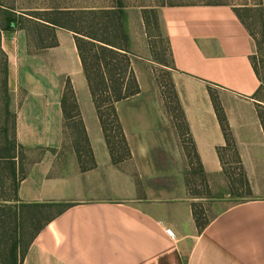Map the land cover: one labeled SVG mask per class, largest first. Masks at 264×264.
<instances>
[{"label":"crops","instance_id":"crops-1","mask_svg":"<svg viewBox=\"0 0 264 264\" xmlns=\"http://www.w3.org/2000/svg\"><path fill=\"white\" fill-rule=\"evenodd\" d=\"M234 8L208 0L157 10L172 57V82L209 188L223 191L229 183L216 151L224 138L208 86L221 91L217 99L251 189L250 199L222 207L202 229L193 219L184 154L160 107L152 61L137 51L147 46L130 28L140 92L116 103L130 151L117 164L104 142L72 32L57 28L56 46L30 52L23 29L1 31L16 140L31 158L18 197L73 204L34 235L21 264H264V130L256 111V104L264 106V90L251 62L254 41ZM65 78L92 149L91 168H80L74 151L62 153Z\"/></svg>","mask_w":264,"mask_h":264},{"label":"trees","instance_id":"trees-1","mask_svg":"<svg viewBox=\"0 0 264 264\" xmlns=\"http://www.w3.org/2000/svg\"><path fill=\"white\" fill-rule=\"evenodd\" d=\"M15 2V1H14ZM7 4L0 0V33L23 29L28 37V50L35 52L57 45L56 29L71 31L80 58L82 71L98 117L102 135L113 164L130 158V151L124 135L116 103L140 92L131 59L129 27L126 22V5L121 0L104 4L91 3L67 5L62 0L15 8V3ZM259 10L260 17L257 30L253 31L244 21L241 10L234 12L244 24L255 45V54L251 56L253 68L261 79L260 90H264V8ZM254 7V8H257ZM247 8V7H240ZM258 10V9H257ZM154 24L160 25L158 14H154ZM147 23V21H146ZM165 40V59H150L158 63L167 75L161 82L152 73L160 107L171 120L180 147L184 154V181L190 197L193 196V184L199 180L208 194V183L198 153L190 136L182 107L172 82L173 69L169 43ZM155 46L148 43L153 54ZM168 68V69H166ZM213 89L208 86L215 114L224 138V145L216 151L223 173L228 180L229 188L235 185L245 191L246 196L238 201L251 198V189L230 132L226 115ZM62 110V137L67 128L74 129L78 135L73 138L72 147L80 168L94 166V157L79 105L69 78L63 80L60 98ZM264 106L256 104V111L264 130ZM16 112L12 108V95L7 82V57L0 46V264H21L24 253L34 235L53 217L71 205L69 202H23L18 197V186L28 172L26 148L18 144L15 133ZM226 155L233 158L236 165L232 171ZM237 183V184H236ZM237 202V201H235ZM57 208L53 215L42 217L46 211ZM194 222L202 229L208 222L200 221V212L191 202ZM23 245V248L21 246ZM21 248V249H20Z\"/></svg>","mask_w":264,"mask_h":264},{"label":"rangeland","instance_id":"rangeland-1","mask_svg":"<svg viewBox=\"0 0 264 264\" xmlns=\"http://www.w3.org/2000/svg\"><path fill=\"white\" fill-rule=\"evenodd\" d=\"M7 4L12 3V0H4ZM15 1V2H14ZM46 0H13L15 3V8L19 7H25V6H33L35 4L43 3ZM50 2H56L58 0H49ZM67 5H74V4H84L87 5L91 3L92 1H96L97 3L104 4L105 2L116 0H62ZM127 7H126V22L127 26L130 28L132 33H135V40L140 43L141 45L146 44L148 48V43L155 46L153 54L150 52V49H138L137 51L144 56H147L148 58L152 59V55L155 58L158 59H165V61L169 62L168 57L165 55V40H164V34L162 32L161 26L158 27L154 24L153 18L154 14H156L158 8L162 5H169V4H175V3H191V2H202V1H208V0H121ZM217 1H223L228 2L235 7H237L238 10H241L242 17L246 24L249 26L251 30H257V27L255 26L258 24L261 7L257 8H240L238 5L244 4L245 2H255V3H264V0H217ZM258 9V10H257ZM147 21V23H146ZM134 38V37H131ZM151 65V74L153 73L155 76L158 77L161 82L166 81L167 75L164 73L166 71L165 69H162V67L152 61L150 63ZM168 69V68H166ZM169 70V69H168ZM170 74L172 70L168 71ZM143 81V80H142ZM143 85H146L145 82H142ZM213 93L216 95V97L220 96L221 91L219 89L214 88ZM259 97H264V91L259 95ZM264 115V109L261 110ZM73 138L76 140L78 138V135L74 129L67 128L65 130V134L63 135V142L65 146V151H63V155L71 153L73 151L72 147V141ZM27 156V155H26ZM31 158L28 159L26 157V163L30 161ZM227 161L231 163L232 171L237 173L235 170L236 165L234 164L233 158L230 155H226ZM29 160V161H28ZM237 184V183H236ZM193 186V196L191 198V202L195 204L196 211H199L200 221H205L208 218H210L213 214L218 212L222 207L229 205L230 203H233L235 201H238L242 199L244 196H246L245 191L242 190L239 185H235L233 188H226L223 191H218V189L215 187L214 189L208 188V194L207 191H204V187L200 183L199 180H196ZM209 187V186H208ZM135 201V200H133ZM57 208H52L49 211H46L47 209H43L40 212H42V217L47 215H53V213L56 212ZM23 248V245L21 246ZM20 248V249H21Z\"/></svg>","mask_w":264,"mask_h":264},{"label":"built area","instance_id":"built-area-1","mask_svg":"<svg viewBox=\"0 0 264 264\" xmlns=\"http://www.w3.org/2000/svg\"><path fill=\"white\" fill-rule=\"evenodd\" d=\"M168 232H169L170 234L174 235L173 230L168 229Z\"/></svg>","mask_w":264,"mask_h":264}]
</instances>
